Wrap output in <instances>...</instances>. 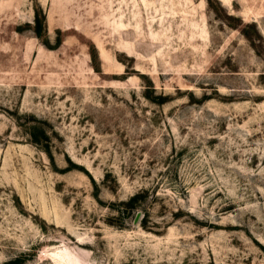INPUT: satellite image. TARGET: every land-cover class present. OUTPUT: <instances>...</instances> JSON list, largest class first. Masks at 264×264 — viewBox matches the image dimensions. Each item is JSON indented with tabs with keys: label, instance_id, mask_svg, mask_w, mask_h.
Listing matches in <instances>:
<instances>
[{
	"label": "rangeland",
	"instance_id": "rangeland-1",
	"mask_svg": "<svg viewBox=\"0 0 264 264\" xmlns=\"http://www.w3.org/2000/svg\"><path fill=\"white\" fill-rule=\"evenodd\" d=\"M0 264H264V0H0Z\"/></svg>",
	"mask_w": 264,
	"mask_h": 264
},
{
	"label": "trees",
	"instance_id": "trees-1",
	"mask_svg": "<svg viewBox=\"0 0 264 264\" xmlns=\"http://www.w3.org/2000/svg\"><path fill=\"white\" fill-rule=\"evenodd\" d=\"M39 24H40V23H39ZM137 197H138V196H134V197L131 199V201H129L128 203H129V204H132L133 200H135Z\"/></svg>",
	"mask_w": 264,
	"mask_h": 264
}]
</instances>
